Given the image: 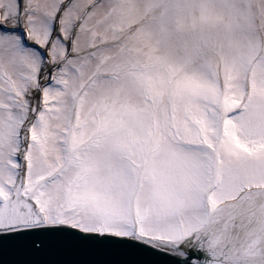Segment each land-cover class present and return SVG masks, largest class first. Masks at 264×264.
Returning <instances> with one entry per match:
<instances>
[{
    "label": "snow or ice",
    "instance_id": "6c2138e0",
    "mask_svg": "<svg viewBox=\"0 0 264 264\" xmlns=\"http://www.w3.org/2000/svg\"><path fill=\"white\" fill-rule=\"evenodd\" d=\"M0 264H264V0H0Z\"/></svg>",
    "mask_w": 264,
    "mask_h": 264
}]
</instances>
